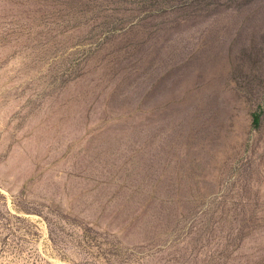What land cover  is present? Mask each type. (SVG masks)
<instances>
[{"label":"rangeland","instance_id":"374dc122","mask_svg":"<svg viewBox=\"0 0 264 264\" xmlns=\"http://www.w3.org/2000/svg\"><path fill=\"white\" fill-rule=\"evenodd\" d=\"M0 264H264V0H0Z\"/></svg>","mask_w":264,"mask_h":264},{"label":"trees","instance_id":"16d2710c","mask_svg":"<svg viewBox=\"0 0 264 264\" xmlns=\"http://www.w3.org/2000/svg\"><path fill=\"white\" fill-rule=\"evenodd\" d=\"M258 121V117L257 116H254V123L256 124Z\"/></svg>","mask_w":264,"mask_h":264}]
</instances>
